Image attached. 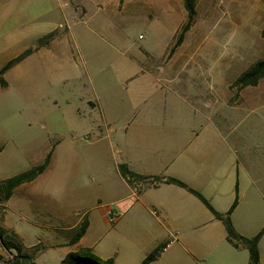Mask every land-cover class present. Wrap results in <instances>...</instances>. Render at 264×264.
Masks as SVG:
<instances>
[{"label": "rangeland", "instance_id": "obj_1", "mask_svg": "<svg viewBox=\"0 0 264 264\" xmlns=\"http://www.w3.org/2000/svg\"><path fill=\"white\" fill-rule=\"evenodd\" d=\"M52 3L53 11L43 15L40 6L33 12L20 3L22 20L35 15L33 27L0 49L1 65L35 47L47 31L45 21L60 23L57 37L9 69L8 86L0 87V177L32 168L52 150L45 170L30 182L33 200L21 188L0 202V226L9 223L22 232L18 237L29 255L24 264H53L66 250L55 244L85 218L81 208L95 204L94 169L100 163L94 133L100 129L122 128L153 107L163 118L195 124L198 112H213L215 121L228 123L223 128H230L231 137L239 130L246 136L247 149L264 150V77L244 89L233 86L264 57V0H197L195 20L173 51L186 22L182 0ZM113 155L107 146V164ZM33 224L45 228L39 237H33ZM0 255L16 260L1 244Z\"/></svg>", "mask_w": 264, "mask_h": 264}, {"label": "crops", "instance_id": "obj_2", "mask_svg": "<svg viewBox=\"0 0 264 264\" xmlns=\"http://www.w3.org/2000/svg\"><path fill=\"white\" fill-rule=\"evenodd\" d=\"M20 3L33 12L40 6L41 15L53 11L52 0H0V49L9 37L33 27L35 15L30 22L22 20ZM43 26L47 28L45 34L60 23L45 21ZM198 113L199 122L195 124L191 120L163 118L159 109L153 107L142 116L131 118L122 128L94 133V154L100 163L94 169L96 202L90 208H81L88 226L78 242L69 244L70 234L55 244L66 250L53 264H59L67 252L82 247H90L101 258L112 257L113 264H141L163 242L166 246L149 264H248V250L232 246L223 222L187 189L152 178L129 182L118 169L119 164H126L140 175L180 179L221 213L232 205L237 188L238 203L230 215L231 221L239 234L255 235L264 227V150L247 149L246 136L239 130L231 137L230 128H223L228 123L215 121L213 112ZM107 146L116 154L110 164L105 159ZM0 147L1 158L5 146L0 143ZM102 161L105 164L101 165ZM30 182L15 188L9 199L26 188L33 200ZM109 210L118 214L114 223L109 221ZM33 226L38 229V235L33 237H39L45 228ZM5 228L17 235L22 233L9 223H5ZM258 248L259 262L264 264V232Z\"/></svg>", "mask_w": 264, "mask_h": 264}, {"label": "trees", "instance_id": "obj_3", "mask_svg": "<svg viewBox=\"0 0 264 264\" xmlns=\"http://www.w3.org/2000/svg\"><path fill=\"white\" fill-rule=\"evenodd\" d=\"M183 7L186 12V22L179 31L175 42L171 48V51L175 50L178 47L184 37L185 32L191 27L193 24L196 14H197V0H182ZM261 36L264 38V28L261 30ZM57 37V29L50 31L43 36L39 37L37 40L36 46L33 48H27L22 51L20 54L15 57L9 59L1 68H0V87L6 88L8 86V82L5 78V73L11 69L13 66L21 62L31 53L37 51L42 47H46L49 43ZM264 77V57L255 61L251 65H249L244 71H242L234 80L233 86L242 89L246 86L256 85L261 78ZM1 151V147H0ZM52 150H49L47 155L44 158V161L36 164L32 168L24 170L18 174L12 175L10 177L0 179V202L6 201L10 198L15 188L20 186L23 183L30 182L37 178L47 167L50 162ZM118 169L121 175L129 182L133 180H142L145 181L147 179H155L157 181L173 183L180 187L187 189L193 195H195L215 216L216 219H219L223 222L225 230H226V238L227 241L234 247H244L249 252V262L248 264H260L259 262V248L258 243L264 232V227L258 231L255 235L251 237H247L239 234L233 226L231 221V213L233 209L236 207L238 203V194L236 188V196L235 199L225 213L218 212L215 210L212 205L208 202V200L197 190L189 187L186 183L177 179L175 177H158V176H146L140 175L133 171H131L126 164H119ZM88 226V220L85 217L75 229L73 233H71L69 237V244H74L78 242V240L83 236ZM0 244L2 248L11 253L15 252L16 260L14 257L8 260H2V256L0 255V264H24L26 259L29 258V255L24 251V245L19 239L18 235L13 231L9 230L5 227L0 226ZM166 246V242H163L157 245L150 253L146 255V257L142 260L141 264H149L151 261L155 260L161 251ZM59 264H113V258H101L97 256L90 247H82L75 251H69L66 255L60 260Z\"/></svg>", "mask_w": 264, "mask_h": 264}, {"label": "built area", "instance_id": "obj_4", "mask_svg": "<svg viewBox=\"0 0 264 264\" xmlns=\"http://www.w3.org/2000/svg\"><path fill=\"white\" fill-rule=\"evenodd\" d=\"M118 219V214L113 212L112 210H109V221L115 222Z\"/></svg>", "mask_w": 264, "mask_h": 264}]
</instances>
